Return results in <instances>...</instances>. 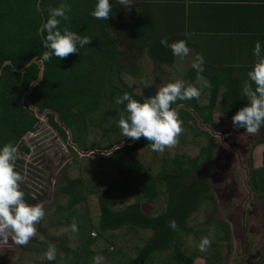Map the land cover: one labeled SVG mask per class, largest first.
I'll return each instance as SVG.
<instances>
[{
	"label": "trees",
	"instance_id": "16d2710c",
	"mask_svg": "<svg viewBox=\"0 0 264 264\" xmlns=\"http://www.w3.org/2000/svg\"><path fill=\"white\" fill-rule=\"evenodd\" d=\"M63 2L70 7L69 19L61 20L59 27L90 36L91 43L80 48L79 53L65 58L52 56L43 61L41 57L47 49L39 28L49 8L59 6L61 0H0V145H16L34 128L38 118L32 107L38 112L48 108L56 111L59 119L71 129L72 142L82 152L90 150L85 138L87 127H96L105 137L115 134L118 137L97 149L109 151L121 144L109 155L122 151L124 158L121 161L114 158L115 166H103L97 165L99 159L93 162L91 155L97 154L102 160L107 157L104 152L75 155L69 165L72 175L65 176L62 193L53 206L44 208L45 215L40 221L44 233L48 232L45 225L51 232L65 233L67 241L54 244L56 258L49 261L45 252L50 243L32 237L26 245H20L31 257L30 264H192L198 255L217 264L231 251L228 224L219 221L211 225L209 220H204L187 225V217L196 208L199 197L213 199L203 173L214 146L212 138L205 143L201 132L188 120L200 119L214 128L213 112L221 113L219 119L232 116L244 104L236 78L228 74V78L221 76L220 68L208 58L212 50L208 52L202 72L193 69L192 61L184 57L186 69L180 76L178 68L172 67L175 59L171 50L160 43L163 37H146L132 28L133 25L117 29V37L128 36L125 47L118 49L115 29L110 28L114 18L122 15L117 0H110L112 11L106 20L90 15L96 0ZM137 3L132 7L137 8ZM135 22L138 21L135 19ZM172 37L167 40L175 41ZM130 48L141 56L147 52L150 55L148 59L140 58L137 72H130L122 62ZM33 56L39 61L26 66L23 72L15 70L25 66ZM5 60L11 63L2 66ZM42 64L40 81L26 95L27 101L21 102V95L37 79ZM167 71H172V75L164 76ZM128 76L132 79L130 82ZM175 80L199 88L203 102L197 97L177 100L172 105L182 121L183 131L178 142L165 147L163 152L153 151L143 137L129 143L132 139L123 137L117 126L124 105L116 104L115 97L127 91L134 99L143 101L161 85ZM58 131L63 132L61 126ZM262 131L260 140L264 143V126ZM62 138L66 139V135ZM146 150L153 153L150 161L158 162V170L151 171L145 155L139 158ZM92 164L103 167L104 174L98 181ZM89 166L91 174L85 170ZM249 176L252 188L264 191V151L262 165ZM100 182H104L101 187ZM106 183L108 187H104ZM162 195L164 201L160 209L149 213L142 210V204H158L157 199ZM24 199L34 202L28 195H24ZM172 219L177 223L176 230L168 225ZM73 222L77 225L76 232L71 231ZM140 228L152 230L149 238H139ZM204 236H208L211 243L201 252L198 244ZM259 264H264V257Z\"/></svg>",
	"mask_w": 264,
	"mask_h": 264
},
{
	"label": "rangeland",
	"instance_id": "374dc122",
	"mask_svg": "<svg viewBox=\"0 0 264 264\" xmlns=\"http://www.w3.org/2000/svg\"><path fill=\"white\" fill-rule=\"evenodd\" d=\"M120 8L122 10L123 7L120 6ZM123 21V19H116L115 17L110 26L112 30L115 29L113 34L118 40V49H123L128 41L127 35H125L126 37L123 35L117 37L119 35L117 29L123 28ZM147 40L151 43L149 38ZM142 41L144 43V39ZM129 50L130 53L122 57V62L130 72H137L140 69L138 64L140 58L148 59L150 55L147 52L145 56H141L139 55L140 53H134L132 48ZM174 59L175 64L173 63L172 67L178 68L179 75L180 73L184 74L186 68L184 67L183 59L176 56H174ZM169 74L172 75V71H167L164 76ZM135 75L139 76L137 73ZM126 78L128 82L132 80L130 76ZM198 100L203 103L201 96L198 97ZM23 101L24 94L21 95V102ZM246 103L244 101L243 106ZM213 117L214 128L210 124L200 122V119L196 122L188 120V123L194 125L201 132L203 141L207 143L212 138L214 146L212 156L208 160L209 162L205 164V180L213 194V199L200 196L196 208L187 217V225L191 226L204 220H209L211 225L218 224L219 221L227 223L230 229L231 251L227 257L221 258L217 264H259L264 257V191L252 188L249 175L252 170L262 165V154L264 151V143L260 140L263 132L262 127L255 133H248L242 128L233 126L232 116L219 119L221 113L215 111L213 112ZM39 120L42 121L41 125L34 132L27 133L22 143L18 146V149H20L18 150V155L21 162H16L15 170L23 177L20 182V189L24 192V195L32 196L34 199V202H25L28 204L41 203L45 208L53 206L57 196L62 193L66 183L65 176L70 177L72 175L69 165L76 158L75 155L78 154L80 156L83 154L77 150V147L76 150H70L65 147L62 139L57 136V131L47 123V118L43 114L39 115ZM88 129L89 131L86 132L85 138L89 142L88 147L90 150L93 149V151L98 150L97 148L102 146L106 147L107 144L113 143L118 138L117 134L112 137L111 135H106L105 137L96 127H87ZM192 133L193 131L191 130ZM234 136L238 139L230 141ZM69 141L71 143L68 135L67 143ZM229 141L230 144L228 143ZM239 144H241L243 149L241 147L238 149ZM102 152L107 156L102 160L97 154L91 155L93 162L99 159L96 162L98 163L97 165L106 166L111 164L115 166L114 158H117L118 161L124 158L122 151L115 152L113 155H108L113 152L112 149L109 151L98 150L96 153ZM152 154V152L146 150L138 156L143 159L145 155V160L147 165L150 164L151 171L158 170L160 168L158 162L150 161L153 157L151 156ZM78 155L76 156L78 157ZM91 166L85 168L89 174H91ZM93 167L92 171L96 174V181H98L104 174L102 172L103 167L96 165ZM224 176L225 178L227 177V185L233 183L234 187L231 189V193L235 196L228 198L224 196L222 190L213 191L210 182L213 181L219 185L217 178L221 177L224 180ZM102 184L104 182H100L99 186L101 187ZM161 184L163 185L164 183L162 182ZM105 186L108 187V183ZM123 193L126 194L127 191ZM162 200L164 201L163 195L157 199L158 204H142V210L149 213L153 209H160V205L163 204ZM40 221L35 224L36 233L33 237H37L43 242H49L51 245L59 243V241L64 244L67 241L65 233L56 234L49 231L50 227L45 225L44 227L48 232L44 233ZM151 232V229L140 228L138 231L139 238L145 240L149 238ZM189 242H191V239H189ZM183 245L188 249L190 248V245H186V243ZM30 260L31 257L25 253V250L14 242L11 232H9L6 241L0 238V264H30ZM192 264L212 263L205 256L198 255Z\"/></svg>",
	"mask_w": 264,
	"mask_h": 264
},
{
	"label": "clouds",
	"instance_id": "9594fccd",
	"mask_svg": "<svg viewBox=\"0 0 264 264\" xmlns=\"http://www.w3.org/2000/svg\"><path fill=\"white\" fill-rule=\"evenodd\" d=\"M117 3L128 10L134 4V0H117ZM69 11V5L61 0L59 6L49 8L47 18L41 22L39 30L44 34V46L47 49L42 54L43 61L49 60L52 56L65 58L70 54L79 53L80 48L91 43L90 36H81L75 31L59 27L61 20L69 19ZM111 11L110 0H96L90 15L98 20H106ZM160 43L169 48L173 56L181 59L190 52L187 42L183 39L169 42L166 38H162ZM252 52L256 59L247 73L251 83L246 82L242 89L247 103L231 117L234 127L242 128L248 133H255L264 126V46L259 40L255 42ZM204 62L203 55L196 53L191 67L202 72ZM200 94L199 88L186 84L183 80L161 85L153 95L143 101L134 99L125 91L115 97L116 104L124 105L117 126L123 137L132 140L143 137L153 151L163 152L165 147L173 146L178 142L177 138L183 131L182 121L172 105L177 100L194 99ZM17 159H19L17 146L11 143L0 145V238L6 241L11 232L16 244L26 245L35 235V224L44 217L45 211L41 203L25 202L24 192L20 189L23 177L15 170ZM168 225L173 230L177 229L174 219L170 220ZM70 227L72 232L78 230L74 222ZM210 243L208 236L202 237L198 244L199 250L205 251ZM45 255L47 260H55V246L50 244Z\"/></svg>",
	"mask_w": 264,
	"mask_h": 264
},
{
	"label": "crops",
	"instance_id": "0c3cea01",
	"mask_svg": "<svg viewBox=\"0 0 264 264\" xmlns=\"http://www.w3.org/2000/svg\"><path fill=\"white\" fill-rule=\"evenodd\" d=\"M136 1L137 8H122L116 17L124 20L123 28L133 25L146 37L185 40L187 61L196 53L207 61L212 50L208 58L221 76L236 78L242 101H247L242 89L251 83L247 73L256 59L252 50L257 40L264 46V0H134V6Z\"/></svg>",
	"mask_w": 264,
	"mask_h": 264
},
{
	"label": "flooded vegetation",
	"instance_id": "af4514ba",
	"mask_svg": "<svg viewBox=\"0 0 264 264\" xmlns=\"http://www.w3.org/2000/svg\"><path fill=\"white\" fill-rule=\"evenodd\" d=\"M33 108V110H34V108L35 107H32ZM43 111H44V113H43ZM42 112H35V116L38 118V120H37V122L35 123V125L33 126L34 128L33 129H31V130H29V131H27L19 140H18V142L16 143V145L15 146H17V149L19 148L18 146L22 143V140H23V138L26 136V134L28 133H32V132H34L36 129H37V127H39L40 125H41V123H42V121L41 120H39V115H41V114H43L46 118H47V123L53 128V129H55L56 131H57V136H59L61 139H63L62 138V136L63 135H66V139H63L62 140V142L65 144V147H67V148H69L70 150H73V149H75L76 150V147H77V144H75L74 142H72V135H71V129H69V127L68 126H66L63 122H62V120L61 119H59V115H58V113L56 112V111H53V110H51V109H44ZM43 117V116H42ZM221 121V120H220ZM211 123H214V122H211ZM55 124H58V126H61L62 127V129H63V132H60V131H58V126H55ZM207 124H209V123H207ZM211 126V125H210ZM215 127V126H214ZM213 128V127H212ZM69 135V139H71V143H70V141L67 143V139H68V135ZM43 137V136H42ZM238 138L237 137H235L234 136V138L232 139V140H230V141H234V140H237ZM34 141H35V139H33ZM230 141L228 142L229 144H230ZM24 142V141H23ZM68 145H70L71 147H69ZM233 145H236V144H233ZM239 147H238V149L241 147L242 148V146H241V144H239L238 145ZM243 149V148H242ZM241 149V151L243 152V150ZM18 150H20V149H18ZM241 153V152H240ZM17 162V161H16ZM206 169V168H205ZM205 172H206V170H204V173H203V178H204V183H206V180H205ZM208 178H209V176H208ZM217 180H218V184L219 185H217L216 184V182H210V184L212 185L211 187H212V189H213V191H215V190H222L223 192H224V196H226V197H231V196H235V195H233L232 193H231V189L234 187L233 186V183L232 184H230V185H227V177L225 178V176H224V180L220 177V178H217ZM207 184V183H206ZM251 189V188H250ZM30 194V193H29ZM31 195V194H30ZM30 197V196H29ZM31 198H32V196H31ZM25 200V199H24ZM231 200H233V199H231ZM26 201V200H25ZM26 202H28V201H26Z\"/></svg>",
	"mask_w": 264,
	"mask_h": 264
},
{
	"label": "water",
	"instance_id": "95a60500",
	"mask_svg": "<svg viewBox=\"0 0 264 264\" xmlns=\"http://www.w3.org/2000/svg\"><path fill=\"white\" fill-rule=\"evenodd\" d=\"M39 29H40V28H39ZM39 33L41 34L40 30H39ZM38 61H39V59L37 58V56H33V57H32V58H31V59L25 64V66H23V67H21V68H15V70L18 71V72H23L24 69L26 68V66H29V65L32 64L33 62H38ZM10 63H11L10 60H5V61L2 63V66L5 65V64H10ZM43 69H44V65L42 64V66H41V68H40V70H39V72H38V77H37V79L33 80V81L29 84V86H28V88H27V91L23 93V94H24V102L27 101V99H26V95H27L28 93L31 92L32 87H33L34 85L38 84V82L40 81ZM0 74H1V68H0ZM34 111L37 112L38 109L35 107V108H34ZM133 141H134V140H131L129 143H132ZM120 145H121V144H120ZM117 146H119V145H117ZM117 146H114V147L112 148V150L115 149ZM77 150H78L79 152H81L83 155H85V154H89V153H91V152H94L93 150H88V151H86V152H82V151L79 150V149H77ZM99 151H100V150H99ZM95 152H98V150H96Z\"/></svg>",
	"mask_w": 264,
	"mask_h": 264
}]
</instances>
